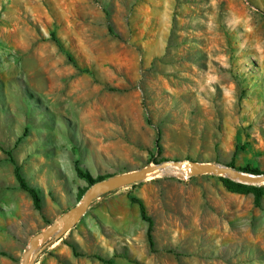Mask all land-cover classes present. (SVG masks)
I'll use <instances>...</instances> for the list:
<instances>
[{
    "label": "rangeland",
    "instance_id": "1",
    "mask_svg": "<svg viewBox=\"0 0 264 264\" xmlns=\"http://www.w3.org/2000/svg\"><path fill=\"white\" fill-rule=\"evenodd\" d=\"M163 160L264 172V0H0V264L97 181ZM226 179L166 170L100 194L34 264H264V183Z\"/></svg>",
    "mask_w": 264,
    "mask_h": 264
},
{
    "label": "water",
    "instance_id": "2",
    "mask_svg": "<svg viewBox=\"0 0 264 264\" xmlns=\"http://www.w3.org/2000/svg\"><path fill=\"white\" fill-rule=\"evenodd\" d=\"M170 165L178 167L187 165L193 168L190 173H218L247 184L264 183V172L253 173L226 164L198 162L193 160L157 161L153 164H149L136 170L110 176L94 183L85 192L82 200L75 207L71 208L64 216L50 224L46 229L33 235L28 249L24 252L22 264H34V254L39 252L38 247L40 246L41 242L51 238L53 235L62 237L64 234H66L87 212L97 196L110 192L114 189L142 181L146 178L149 172L163 170Z\"/></svg>",
    "mask_w": 264,
    "mask_h": 264
},
{
    "label": "trees",
    "instance_id": "3",
    "mask_svg": "<svg viewBox=\"0 0 264 264\" xmlns=\"http://www.w3.org/2000/svg\"><path fill=\"white\" fill-rule=\"evenodd\" d=\"M55 40L57 41V39H55ZM230 166L235 167L233 161L230 163ZM239 169H241V168H239ZM76 170L82 177L87 178L91 182L93 181L90 173L86 172L83 169V167H81L78 164V162H76ZM241 170H244V169H241ZM244 171H246V170H244ZM15 172H16V177H17V179H18V181L20 183L21 188L24 189L25 191H27L32 196V198L34 200V203H35V206L38 209H40L41 206H42V204H41V200L42 199H41L40 191L36 187L32 186L31 184H29L27 182L26 178L22 175L19 167H16V171ZM225 182H226V185H227L229 190L236 191V192H243V187L245 186L243 183L235 182V181H232L230 179H226ZM135 184H137V182H135L133 184H130V185L134 186ZM130 199H131L132 202L138 204L142 219L148 222V240H149L150 245L153 246L154 245V239H153L154 218H153V216H151L148 213L146 204H145V202H144V200L142 198L136 197V196H131ZM255 199H256V203L259 204L260 203V199H261V194H260V189L259 188L256 189ZM73 250H74V253L76 255H81V254L84 255V254H86L85 252L76 249V247L74 245H73ZM89 256H95L98 259H100L101 261H104V262H107V263H112L113 262V259H107V258H105V257H103V256H101L99 254L89 255Z\"/></svg>",
    "mask_w": 264,
    "mask_h": 264
},
{
    "label": "bare ground",
    "instance_id": "4",
    "mask_svg": "<svg viewBox=\"0 0 264 264\" xmlns=\"http://www.w3.org/2000/svg\"><path fill=\"white\" fill-rule=\"evenodd\" d=\"M166 170H171V171H177V172H179V173H186L187 171L188 172H190V171H192L193 170V168L191 167V166H187V165H184V166H181V167H178V166H168V167H166V168H164L163 170H156V171H152V172H149L148 174H147V178L148 177H151L152 175H154V174H156V173H158V172H164V171H166Z\"/></svg>",
    "mask_w": 264,
    "mask_h": 264
}]
</instances>
